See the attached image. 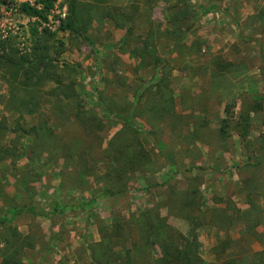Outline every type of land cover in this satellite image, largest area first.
Returning <instances> with one entry per match:
<instances>
[{
    "label": "rangeland",
    "instance_id": "1",
    "mask_svg": "<svg viewBox=\"0 0 264 264\" xmlns=\"http://www.w3.org/2000/svg\"><path fill=\"white\" fill-rule=\"evenodd\" d=\"M42 1L8 0L7 5L0 4V41L5 46L0 52L12 48L17 56L30 57L37 43L49 47V62L26 82L41 83L39 105L34 108L10 102L7 83H19L23 78L19 75L13 82L10 73L0 68V149L9 151L0 160V218L17 213L13 221L17 230L22 234L35 231V240L44 243L51 234L64 232L53 251L46 254V246L37 244L24 250L22 262L89 264L88 245L100 240L101 229L108 233L115 224H122V230L129 231L134 216L159 206L170 225L190 238L196 235L204 264L232 258L245 264L251 255L263 251L264 113H250L244 140L236 123L248 105L264 98V0H53L46 21L18 9L22 3L42 7ZM72 1L81 33L60 29ZM119 11L130 13L132 20L124 21L116 15ZM110 12L125 28L107 16ZM131 23L135 36H145L151 25L160 26L163 35L156 49L165 61L139 70L128 52L121 51L122 38ZM33 26L38 33L47 29L54 37L37 42L31 35ZM193 41L195 47L191 46ZM214 56L239 67L213 78ZM163 76L176 99L175 111L185 118L188 129L178 137L165 126L155 127L160 150L156 151V162L150 172L135 173L125 193L103 194L102 186L95 184L87 171L103 175L112 163L108 142L121 128L114 118L101 115L107 123L101 132L103 143L101 148L86 150L85 169L79 168L76 157L62 161L56 156V163L49 160L50 154L62 153L55 149L62 141L74 151L93 144L79 126L61 119L59 109L55 112L57 106L73 113L76 103L82 101L97 110L99 91L110 101L124 96L133 100L135 90ZM56 83L68 84L67 92ZM117 83L126 84L120 87ZM65 93L72 96L66 98ZM226 105L232 114L228 115L227 137L223 139L219 128L227 116ZM136 123L147 128L140 119ZM32 126H43L42 136L52 143L40 145L36 154L28 152L32 159L28 162L26 156L19 155L28 144L29 134L24 131ZM189 188L199 191L203 202L199 216L204 224L198 227L173 212L167 214L164 206L169 193ZM71 201L80 206L72 212L50 215L54 202L69 205ZM24 206H33L40 214L20 211ZM124 251L117 247L110 264H121ZM158 254L157 248L148 249L143 244L134 250L137 264H152Z\"/></svg>",
    "mask_w": 264,
    "mask_h": 264
},
{
    "label": "trees",
    "instance_id": "2",
    "mask_svg": "<svg viewBox=\"0 0 264 264\" xmlns=\"http://www.w3.org/2000/svg\"><path fill=\"white\" fill-rule=\"evenodd\" d=\"M51 1L43 0V6L37 7L28 3H22L18 9L23 14L35 17L40 21L47 20V11L51 8ZM0 4L7 5L8 0H0ZM8 7V6H7ZM212 7V6H211ZM210 8V7H209ZM118 11V10H115ZM124 21L132 20L130 13L117 12ZM115 20L116 25L120 28L125 24L120 23L117 17L110 12L107 15ZM77 15L74 1L69 6V15L67 20L61 24L62 31H70L81 33V29L77 27ZM132 22V21H131ZM134 24L131 23L126 28L125 34L122 38V52H128L137 66L140 69L149 66H158L165 61L162 59L156 49V43L159 42L163 35L159 25H151L149 31L145 36L133 33ZM190 29V28H189ZM84 30V29H83ZM31 35L37 39L54 37V33L44 29L42 33H38L35 26L31 28ZM186 34L181 38H185ZM132 39H135L133 47H129ZM3 41H0V48L5 49ZM62 44V42H59ZM195 41L191 44L194 46ZM130 49H126V48ZM49 49L45 43H37L34 47V52L30 57L17 56L12 48L6 52H0V68L10 73L11 80L16 82L20 75L23 80L19 83H7L9 88L10 102L17 103L19 107L32 108L39 105L41 96V83H26L34 74L43 68L49 62ZM261 55L264 57V46L261 49ZM213 64L216 70L212 71L213 78L223 74L225 71H232L237 69L232 62L225 61L219 56H214ZM34 75V76H35ZM43 84V83H42ZM72 84V83H71ZM120 87H125L126 83H117ZM57 87L67 92L68 84L56 83ZM143 88L135 90L130 100L127 97H122L120 101H110L102 92H98L97 110L90 109L82 101H78L73 109V113H65L59 106L55 108V112L60 111L61 119L72 122L75 126H79L85 137H91L93 144L79 147L78 151H74L68 146L67 141H62L63 144L55 145V149L59 148L62 152L60 155H49V160L56 163V156H60L62 161L69 160L76 157L78 166L81 169L87 167L86 150L91 148H101L103 137L101 132L106 126V121L101 115L118 120L121 123V128L118 129L108 142V150L110 155L108 158L112 163L108 165L103 175L93 174L90 170L88 175L94 180V183L102 186L103 194L114 196L120 193H125L130 186L129 181L135 173H146L151 171V167L155 164L157 159L156 151H160L157 143L158 132L156 126H165L173 134L181 133L187 130L188 123L181 114L175 111L176 99L174 98L170 82L166 76L157 80L156 83H145ZM56 87V88H57ZM53 91H57L53 89ZM54 93V92H53ZM52 94V93H49ZM105 95V96H104ZM71 94L65 93V97H71ZM39 98V99H38ZM30 107V108H31ZM248 108L243 111L236 125L239 127V136L244 140L249 130L250 113L263 112L264 113V98L256 99ZM32 112L33 109L28 110ZM225 112L227 116L222 119V124L219 128L221 138L227 137V127L229 126L228 115L231 116L230 106L226 105ZM101 113V114H100ZM140 119L147 126L144 128L136 123ZM47 123V121H45ZM6 126V123H3ZM62 126H64L62 124ZM186 127V129H183ZM43 126L31 127L29 130H23L29 134L28 144L24 147L22 154L19 156H26L28 162H31V156L28 152L37 153L36 148L40 145H45L49 142L42 136L41 129ZM20 130V129H19ZM13 131H17L13 129ZM49 133H53L48 128ZM192 137L194 134L189 133ZM195 138V137H194ZM8 150L0 149V160L6 158ZM15 149L11 151L14 156ZM48 152V151H47ZM41 153V152H40ZM5 154V155H4ZM56 154V153H55ZM19 156L17 158H19ZM73 200V199H71ZM201 196L196 189H188L186 191L171 192L168 195V202L164 205L167 208V214L175 213L176 216L187 220L198 227L204 224L201 217L202 205L200 203ZM75 202V203H74ZM252 205V203H251ZM80 205L76 201H71L69 205H60L54 202L52 205L51 216L61 215L64 210L72 212ZM161 207L143 209L139 214L134 216L132 227L129 231L122 230V224H115L111 231L105 232L101 229V238L99 241L90 243L88 245L90 252L89 264H110L116 254V248H125V260L121 264H137V258L134 255V250L139 244H143L145 248H157L159 254L152 259V264H204L203 258L200 256L199 249L201 244L193 235L191 238L181 233L179 230L170 225L167 221V216L162 215ZM20 211L31 212L35 215L40 214L33 206H24ZM238 212V210H236ZM194 212V215L191 214ZM197 212V213H196ZM17 213L11 217L0 218V258L2 264H24L21 255L26 249H34L37 244L46 246V254L53 251V245L59 240V236L64 232L53 233L50 235L48 242L43 240H35V231H29L27 234L20 233L13 225ZM126 233L129 235L126 236ZM129 242V243H128ZM130 244L127 247L126 244ZM245 264H264V250L251 255ZM210 264H241L236 259H227L218 263Z\"/></svg>",
    "mask_w": 264,
    "mask_h": 264
},
{
    "label": "crops",
    "instance_id": "3",
    "mask_svg": "<svg viewBox=\"0 0 264 264\" xmlns=\"http://www.w3.org/2000/svg\"><path fill=\"white\" fill-rule=\"evenodd\" d=\"M205 243H207V242H205Z\"/></svg>",
    "mask_w": 264,
    "mask_h": 264
}]
</instances>
